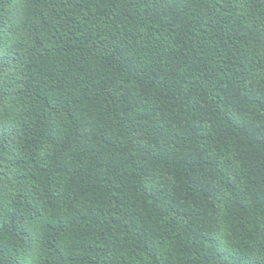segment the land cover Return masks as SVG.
<instances>
[{"label":"trees","instance_id":"obj_1","mask_svg":"<svg viewBox=\"0 0 264 264\" xmlns=\"http://www.w3.org/2000/svg\"><path fill=\"white\" fill-rule=\"evenodd\" d=\"M0 264H264V0H0Z\"/></svg>","mask_w":264,"mask_h":264}]
</instances>
